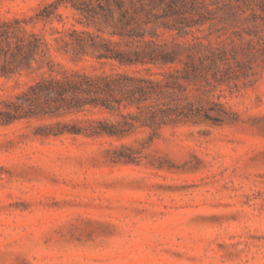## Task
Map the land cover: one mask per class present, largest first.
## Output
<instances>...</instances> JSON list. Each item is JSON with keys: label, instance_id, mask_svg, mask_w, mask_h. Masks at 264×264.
I'll return each instance as SVG.
<instances>
[{"label": "rangeland", "instance_id": "1", "mask_svg": "<svg viewBox=\"0 0 264 264\" xmlns=\"http://www.w3.org/2000/svg\"><path fill=\"white\" fill-rule=\"evenodd\" d=\"M52 1L0 0V14ZM56 13L62 22L28 27L51 40L52 26L75 22L67 3ZM225 28L196 34L215 42L258 29ZM34 77L0 76V107ZM221 88L228 120H188L152 139L42 134L56 120L113 118L96 110L0 125V264H264V57ZM121 144L138 148L137 163L110 161Z\"/></svg>", "mask_w": 264, "mask_h": 264}, {"label": "trees", "instance_id": "2", "mask_svg": "<svg viewBox=\"0 0 264 264\" xmlns=\"http://www.w3.org/2000/svg\"><path fill=\"white\" fill-rule=\"evenodd\" d=\"M63 3L75 22L52 26L51 40L28 27L62 22L56 11ZM238 22L258 29L215 42L196 34ZM259 22L264 25V0H55L34 15L0 14V76L35 73L3 102L0 125L96 110L113 118L56 120L42 134L120 140L138 130H148L152 139L188 120L223 123L230 112L214 93L248 77L264 57ZM52 50L74 65L86 64L67 65ZM137 149L121 144L109 150L110 161L137 163Z\"/></svg>", "mask_w": 264, "mask_h": 264}]
</instances>
